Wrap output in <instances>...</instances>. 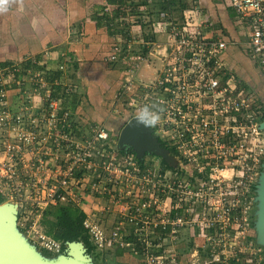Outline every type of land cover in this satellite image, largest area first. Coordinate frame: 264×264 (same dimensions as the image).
I'll return each mask as SVG.
<instances>
[{
  "label": "rangeland",
  "instance_id": "obj_1",
  "mask_svg": "<svg viewBox=\"0 0 264 264\" xmlns=\"http://www.w3.org/2000/svg\"><path fill=\"white\" fill-rule=\"evenodd\" d=\"M194 4L187 0H176V5L170 7L167 3L159 2V5H150L140 15L143 18V24L149 28L151 22L155 21L154 13L160 9H170L175 22L185 27L183 11L185 7L191 8ZM232 23L235 31L231 33L227 31L226 35L230 40L242 41L238 26H235L234 20ZM150 34L151 32L147 38L164 45L160 47L163 51L160 57L164 54L160 59L161 65L155 64L156 76L148 82L136 79L134 73L132 77L131 72H128L127 76L124 75V82L120 83L121 86L116 92V99L112 105V113L118 114L119 119L122 120V126L111 129L112 139H110L114 156L123 158V156L132 155L134 160H139L142 172L148 179L139 185L140 189L144 188L142 196L132 200L134 197L128 196L127 191L135 190L134 193H136L137 187H134L136 183L127 181L126 174L122 176L121 173L115 172L106 174L99 167L90 173L88 170L85 171L86 193H91L94 185L101 191L106 188L101 195L95 193L97 196L94 199L98 204L94 207L98 219L104 223L108 238L115 237L113 232H119L116 236L117 242L112 240V244L87 252L88 262L86 263L264 264V194L261 188L264 175V129L261 127L264 122L263 76L252 74L251 77L256 83H250L252 78L248 81L249 72L245 73L247 71L244 64L238 62L236 69L242 70L244 74L241 77L247 79L246 81L240 77L239 84H236V88L241 93L239 97L244 100L242 101L244 109L240 110L241 113H231L232 108H224V106L219 110L222 116L217 121L227 130L229 128L232 130L231 128L234 127L232 119H241L243 129H234L236 134H240L238 137L240 140L239 143L234 142L237 148L231 151L232 155L237 154L236 158L225 154L207 164L206 149L178 147L176 140H173L174 125L169 123L172 115L166 114L162 116L160 123L151 129L153 137L165 153L146 152L143 157H139L134 147H119L121 128L133 118L134 112L142 105L143 99L153 102L154 98L160 95V93L146 92L142 89V84L155 82L157 78L165 74L168 58L176 47L173 36L170 38L164 34L165 36L156 38V35ZM232 46L234 44L230 47ZM226 55L227 69L231 66L233 69L230 68V70L236 73L233 67L234 57H231L230 52H226ZM229 57L233 59V65L229 63ZM236 74L242 75L239 72ZM134 93L140 95V100L134 96ZM251 114L254 117L252 124L249 123V119L252 120ZM206 118L210 120L209 117ZM89 122L93 123L91 120ZM86 126L88 124H82L80 127L85 136H88L90 132L87 131ZM236 134L231 136L232 133L228 132L221 139L226 143L230 140L233 142ZM1 141L0 139V155L4 150ZM216 150L218 149L214 147V153ZM170 155L173 160L168 159ZM33 161L35 159L29 160L28 163ZM28 173L32 172L28 171ZM176 178L180 181H176ZM217 178H220V186L212 183ZM175 181L176 187H174ZM154 183H158L159 186L153 188ZM49 188L48 183L43 191ZM35 194L36 192L24 193L27 199L24 198L25 200L22 201L18 196L3 195L2 203H14L19 206L18 220L14 229L16 235L34 251L40 261L55 264L63 254L61 248L48 249L39 238V234L52 238L47 234L48 227L45 222L53 220V217L46 213L53 204L44 201L47 198L43 193L42 196L37 194L39 203H35ZM142 202H146L149 206L140 212L129 210L128 213L123 209L126 204L137 207V204L140 205ZM72 205L82 209L81 206ZM107 206L111 207L108 213L102 215L98 212L102 207L108 210ZM125 213L134 216V222H129ZM122 215L126 216V220H123ZM159 225L171 226L170 234L166 239H163L156 230ZM59 244L61 246L60 242ZM139 248L142 252H139Z\"/></svg>",
  "mask_w": 264,
  "mask_h": 264
},
{
  "label": "built area",
  "instance_id": "obj_2",
  "mask_svg": "<svg viewBox=\"0 0 264 264\" xmlns=\"http://www.w3.org/2000/svg\"><path fill=\"white\" fill-rule=\"evenodd\" d=\"M143 1L145 3L141 4L136 0H117L114 6L106 3L104 9V13L110 16L118 10L122 13L115 21L116 29L119 33H128L129 41L137 44L141 42L134 41L135 36L131 29L133 25L143 27L142 23L138 22L139 19H143L140 14L158 1L170 2V0ZM220 1L234 12L235 26L239 28L242 41L230 40L223 30L216 29L213 18L208 14L202 15L200 8L195 4L184 11L185 27L175 22L170 9H160L154 13L155 21L151 22L148 28L150 35L165 34L170 38L173 36L176 47L168 58L165 74L155 82L142 84V89L146 92L160 93L153 102H156L158 109H163L162 116L172 115L169 123L174 125L173 140H176V145L180 148L184 146L206 149L207 164L225 154L236 158L237 154L232 155L231 151L237 148L234 142L239 143L240 134H236L234 129H243L241 119H232L234 123L232 130L225 129L217 121L222 116L219 110L223 109V106L232 108L231 113H239L244 109L242 107L244 100H241L240 90L236 88L241 79L230 68L227 69L225 64V55L231 44H236L244 50L264 78V0ZM132 17L135 19L130 20ZM142 39V45L146 43L153 45L154 41L147 37L145 39L148 40ZM169 42L172 45L171 40ZM108 57L109 61L114 63L124 62L130 69L128 71L132 77L133 73L148 63L145 45L138 48L131 45L127 47L116 45ZM60 70L64 71L65 66L61 65ZM37 79L40 85L35 90H47L45 94L48 98L45 107L38 114L32 110L31 97L26 92L21 94V102L16 109H11L8 91L0 77V139L4 145L2 151L4 158L0 159V193L18 196L22 201L24 198L27 199L24 193L36 192L35 203L38 202L37 194L42 196L43 193L47 198L44 201L49 204L88 206L93 210L90 212L83 210L86 213L84 226L88 229L96 249H101L107 244H112V240L117 242L116 236L119 232H113L115 237L108 238L104 223L98 219L94 207L98 204L94 198L106 191V188L101 191L94 185L91 193H86L85 171L88 170L90 173L99 167L106 174L110 172L121 173V176L126 174L127 181L136 183L134 187H137L136 193L135 190L127 191L128 196L134 197L132 200L142 196L144 188L140 189L139 185L148 178L142 172L139 161L134 160L132 155L123 158L114 156V148L110 141L112 134L105 127L94 128L93 133L85 138L78 121L69 112L60 116L57 112L58 101L51 99V90L46 88L48 86L46 80L41 74L37 75ZM73 87L72 83L64 84L67 91L73 90ZM138 95L134 93L140 100ZM141 102L145 104L152 101L143 99ZM250 117L252 120L249 119V123L252 124L254 117L252 114ZM225 130L226 133L231 132V136L237 135L233 142L230 140L226 143L221 139L226 134ZM214 147L218 149L215 153ZM34 159L35 161L28 163ZM176 181L180 179L176 178ZM48 183L50 188L43 191ZM212 183L220 186V178L214 179ZM152 186L157 188L159 185L154 183ZM148 206L149 204L142 202L140 205L137 204V207L126 204L123 209L128 213L129 210L140 212ZM128 213H125L127 218L122 216L129 222H134V216ZM39 238L48 249L61 248L59 242L53 238L43 234H39Z\"/></svg>",
  "mask_w": 264,
  "mask_h": 264
},
{
  "label": "crops",
  "instance_id": "obj_3",
  "mask_svg": "<svg viewBox=\"0 0 264 264\" xmlns=\"http://www.w3.org/2000/svg\"><path fill=\"white\" fill-rule=\"evenodd\" d=\"M136 1L142 3L143 0ZM159 2L161 1L155 4L159 5ZM187 2L195 3L202 15H210L216 29L230 33L235 31L233 19L226 10L228 7L220 0ZM106 3L114 6L117 0H7L6 10H0V77L8 91L11 109H16L20 104L23 92L30 95V105L36 114L45 107L48 99L45 94L47 90H35L40 85L37 75L41 74L48 85L46 88L51 90V99L58 101L57 112L60 116L69 112L81 127L82 124H88L86 129L90 132L89 135L96 127H105L111 132L112 128L118 129L122 126L118 114L112 113V105L120 83L124 82V75L127 76L130 69L122 61L119 63L109 61L108 56L112 48L116 45L123 47L145 45L148 63L134 75L136 79L148 82L156 76L155 64L161 65L160 59L164 54L160 57L163 52L160 47L164 45L157 42H153L152 46L148 43L142 45V38L148 40L149 38H145L150 33L143 21L142 28L133 25L131 29L135 36L134 41L139 40L141 44L129 41L128 33H119L116 29L115 21L122 13L118 10L117 13H112L113 16L105 14ZM134 19L135 17H132L130 20ZM159 36L165 35H156V38H160ZM232 47L228 53H231L234 61L229 57V63L232 64L233 61L236 73L242 74L237 76L240 78L244 74L235 67L238 62H242L247 71L245 73L249 72L248 81L252 74L262 77L244 50L237 45ZM28 63L30 67L25 68ZM61 65L65 66L62 76L50 80L52 73L60 70ZM262 81L264 84V78ZM249 82L253 84L255 81L252 78ZM20 83L24 85L21 86ZM68 83L74 85L73 90L67 91L64 88V84ZM55 86H62L61 92L65 93L67 99L61 96L60 92L56 95ZM90 120L93 123H90ZM81 131L83 132L82 128ZM83 135L85 138L88 137ZM3 158L4 155L1 154L0 159ZM107 207L108 210L102 207L98 212L102 215L108 213L111 207ZM82 209L85 212L93 210L88 206H82Z\"/></svg>",
  "mask_w": 264,
  "mask_h": 264
},
{
  "label": "water",
  "instance_id": "obj_4",
  "mask_svg": "<svg viewBox=\"0 0 264 264\" xmlns=\"http://www.w3.org/2000/svg\"><path fill=\"white\" fill-rule=\"evenodd\" d=\"M261 127L264 129V122ZM118 145L120 148L134 147L139 157H143L146 152L165 153L153 137L151 129L137 124L133 118L121 128ZM168 159H172V156ZM261 188L264 194V175ZM18 207L14 203H0V264H46L15 233ZM67 245L66 253L55 264H87L88 251L82 242L73 241Z\"/></svg>",
  "mask_w": 264,
  "mask_h": 264
},
{
  "label": "trees",
  "instance_id": "obj_5",
  "mask_svg": "<svg viewBox=\"0 0 264 264\" xmlns=\"http://www.w3.org/2000/svg\"><path fill=\"white\" fill-rule=\"evenodd\" d=\"M143 3L145 2L142 1L141 4ZM168 5L169 6L171 5L170 7H174V5H176V0H170ZM228 9L226 10L229 13L230 18L234 20V12L230 8ZM138 22L141 23L142 19H139ZM223 31L226 35V30ZM28 67H30V63H28L25 66V68ZM16 76H18L17 73ZM61 76H62V71L58 70L52 73L50 80H53L54 78ZM55 87H56L55 88L56 95L58 94V92H60L61 96L67 99L65 93L61 92L63 91L62 86H55ZM171 151L174 153L173 149H171ZM3 201H4L3 195L0 193V203H2ZM50 207L51 208L46 213L51 215L53 217V220L51 221L47 220V222H45L46 226L48 227L47 234L51 236L55 241L61 243L62 253L66 252L67 243L73 241L82 242L87 248L88 252H91L94 250V248H96V246L92 243L90 239V234L88 229L84 226L86 213L82 209H80L79 207H75L72 204H56ZM156 230L161 234L163 239H166V237H168L170 234L171 226L159 225L156 227ZM139 252H142L140 248H139Z\"/></svg>",
  "mask_w": 264,
  "mask_h": 264
},
{
  "label": "clouds",
  "instance_id": "obj_6",
  "mask_svg": "<svg viewBox=\"0 0 264 264\" xmlns=\"http://www.w3.org/2000/svg\"><path fill=\"white\" fill-rule=\"evenodd\" d=\"M7 0H0V10H6ZM163 109H158L156 102L142 104L133 115L137 124L145 128H155L162 119Z\"/></svg>",
  "mask_w": 264,
  "mask_h": 264
}]
</instances>
